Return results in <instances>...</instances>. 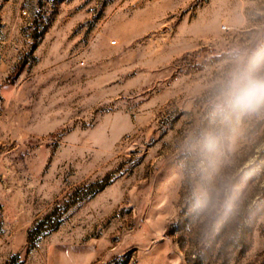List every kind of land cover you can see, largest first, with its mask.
Returning a JSON list of instances; mask_svg holds the SVG:
<instances>
[{"label": "rangeland", "instance_id": "rangeland-1", "mask_svg": "<svg viewBox=\"0 0 264 264\" xmlns=\"http://www.w3.org/2000/svg\"><path fill=\"white\" fill-rule=\"evenodd\" d=\"M264 0H0V264H264Z\"/></svg>", "mask_w": 264, "mask_h": 264}, {"label": "clouds", "instance_id": "clouds-1", "mask_svg": "<svg viewBox=\"0 0 264 264\" xmlns=\"http://www.w3.org/2000/svg\"><path fill=\"white\" fill-rule=\"evenodd\" d=\"M222 95L230 108L264 112V64H245L242 58L238 59L223 84Z\"/></svg>", "mask_w": 264, "mask_h": 264}, {"label": "trees", "instance_id": "trees-1", "mask_svg": "<svg viewBox=\"0 0 264 264\" xmlns=\"http://www.w3.org/2000/svg\"><path fill=\"white\" fill-rule=\"evenodd\" d=\"M209 251H211V250L205 251L204 255L196 257L195 260H190L189 264H203V260H204V258L208 257ZM126 263H127V261H125V264Z\"/></svg>", "mask_w": 264, "mask_h": 264}]
</instances>
